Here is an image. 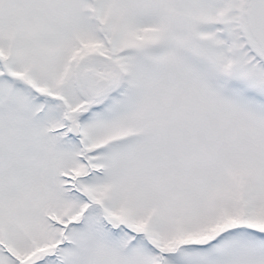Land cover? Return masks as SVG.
<instances>
[{
  "label": "snow or ice",
  "instance_id": "obj_1",
  "mask_svg": "<svg viewBox=\"0 0 264 264\" xmlns=\"http://www.w3.org/2000/svg\"><path fill=\"white\" fill-rule=\"evenodd\" d=\"M0 264H264V0H0Z\"/></svg>",
  "mask_w": 264,
  "mask_h": 264
}]
</instances>
